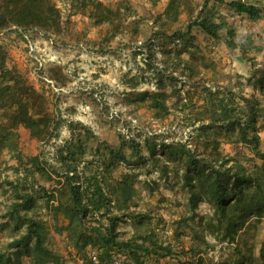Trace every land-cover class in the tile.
<instances>
[{
  "label": "rangeland",
  "instance_id": "obj_1",
  "mask_svg": "<svg viewBox=\"0 0 264 264\" xmlns=\"http://www.w3.org/2000/svg\"><path fill=\"white\" fill-rule=\"evenodd\" d=\"M52 1L61 11L59 28L11 26L0 31V48L17 70L18 91L30 112L60 123L57 136L41 140L19 125L18 147L0 148V252L12 255L17 249L12 242L26 233V222L33 219L45 225L46 245L61 256V264H89L72 246L67 218L52 208L68 198L58 151L79 143L85 152L78 158L80 182L95 175L112 201L110 212L84 219L87 230L107 228L116 213L114 233L119 239L153 232L157 251L166 253L142 254L141 264H196L198 256L185 254L194 245L190 215H185L187 223L177 224L184 217V156L178 153L171 160L169 149L159 145L184 143L203 151L200 126L209 116L200 105L207 88L227 97L233 91L236 101L241 93L254 94L264 106V94L252 90V65L260 67L264 57V19L236 13L226 4L231 0H179L176 20L164 15L170 0H99L111 12L98 23L89 0ZM245 1L264 10V0ZM200 16L220 26L217 38L193 24ZM187 30L188 35L173 39V33ZM142 91L165 93L167 114L136 101ZM12 119L11 110L0 108V121L9 124ZM259 122L264 151V118ZM146 140L155 147L154 155L147 152ZM131 141L138 148L136 155L129 148ZM110 146L121 148L127 160L112 157ZM218 151L231 157L240 152L239 162L248 170L254 165L264 169V160L225 136ZM211 212L206 203L199 206V214ZM206 240L201 264H264V217L252 218L233 242L210 233ZM100 250L88 247L85 255L93 264H135L118 247L110 259L98 258ZM29 263L27 256L18 261Z\"/></svg>",
  "mask_w": 264,
  "mask_h": 264
},
{
  "label": "trees",
  "instance_id": "obj_2",
  "mask_svg": "<svg viewBox=\"0 0 264 264\" xmlns=\"http://www.w3.org/2000/svg\"><path fill=\"white\" fill-rule=\"evenodd\" d=\"M92 9L96 10L94 17L97 22H104L106 15L111 10L99 0H89ZM227 6L236 13L246 15L249 19L262 18V9L256 4L245 0L228 1ZM179 0H170L164 11L166 18L176 20L179 14ZM92 16V15H90ZM61 11L52 0H0V31L4 28L17 26L22 28L40 27L51 31L60 26ZM193 24L197 25L203 32L213 37H218V28L215 22L208 16H200ZM190 28V26H188ZM189 30L181 34L173 33V39L179 40L182 35H188ZM228 35L232 36L233 31L228 30ZM229 47L233 43L229 41ZM253 84L252 90L264 94V57L260 67L252 65ZM168 78L174 79L173 74ZM161 88L162 78L158 80ZM20 82L17 70L9 66L7 53L0 48V108L9 109L12 112V122L7 124L0 121V148L15 150L19 143V134L16 128L21 125L30 131L32 137L37 139L46 138L58 130L60 123L49 116H35L30 112V106L23 93L18 91ZM206 94L202 98L200 109L208 115V123L200 126V131L204 136L203 151H198L187 147L184 143H177L175 146L159 145L168 148L170 159H175L178 153L184 156V171L182 174V189L186 192V200L183 206V216L179 223H187L188 217L192 222L190 226L193 230L194 245L185 254L198 256L196 264H201L205 252L201 245L209 246L206 234L210 233L215 238L233 242L238 232L252 218L264 217V169L256 165L253 171L248 170L239 162L236 152L235 156L221 155L218 151L220 137L225 136L227 141L243 144L247 146L254 157L264 160V151L260 149L261 137L259 135L261 126L259 119L264 118V106L260 100L252 94L246 96L241 93L235 100L233 91L227 96H222L219 91L205 89ZM136 101L147 102L151 109L167 114L168 107L165 101V93L159 91H142L137 93ZM264 124V123H263ZM88 130V129H87ZM216 131V132H212ZM89 132V130L87 131ZM237 135L230 137L232 133ZM57 136V133H54ZM147 152L155 154V147L145 141ZM58 151L59 162L62 164V178L67 184L68 198L65 201H58L53 205V211L62 213L68 220L67 231L72 246L78 254L84 255V259L89 264L94 260L86 254V248L101 249L98 258L110 259L111 250L118 247L124 250L127 257L135 264H141L142 254L166 253L157 251L156 235L150 232L146 236H138V239L121 240L114 233L115 221L119 220V215H112L109 226L88 227L84 225V219L88 215L99 213L101 215L110 212L112 202L105 189L95 175L84 177L80 182L82 172L78 171L79 157H82L84 148L81 144L73 147H65ZM130 150L134 155L138 154V148L130 144ZM210 148V149H209ZM209 149V153H207ZM109 153L118 161H125L127 157L121 148L109 147ZM254 157H249L252 160ZM130 188L124 184L123 188ZM29 196V195H27ZM28 198V197H27ZM28 200H32L29 196ZM207 204L211 213L199 214L198 209L201 204ZM26 233L19 239L12 242L16 251L12 255H5L0 252V264H18L21 256L30 259L29 264H61V256L51 250L46 245V228L39 221L28 219L26 222ZM86 227V228H85ZM200 227L198 233L196 228ZM176 234L180 233L176 231ZM147 242L150 245H147ZM169 251V249L167 250ZM13 256L15 262H12ZM179 264H193L192 261Z\"/></svg>",
  "mask_w": 264,
  "mask_h": 264
},
{
  "label": "crops",
  "instance_id": "obj_3",
  "mask_svg": "<svg viewBox=\"0 0 264 264\" xmlns=\"http://www.w3.org/2000/svg\"><path fill=\"white\" fill-rule=\"evenodd\" d=\"M262 13H264V10H262ZM262 19H264V14L262 16ZM180 203H181L180 204V207H183L185 205V203H186V200L184 199V201L183 202H180Z\"/></svg>",
  "mask_w": 264,
  "mask_h": 264
}]
</instances>
